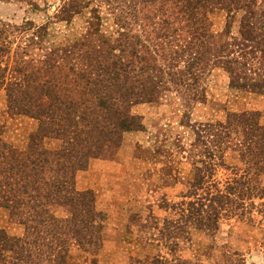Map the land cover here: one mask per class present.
I'll return each instance as SVG.
<instances>
[{
	"label": "rangeland",
	"instance_id": "obj_1",
	"mask_svg": "<svg viewBox=\"0 0 264 264\" xmlns=\"http://www.w3.org/2000/svg\"><path fill=\"white\" fill-rule=\"evenodd\" d=\"M64 2L67 0H0L3 23L45 28L40 43L43 51L35 46L19 48V52L48 60L42 54L48 57L50 50L73 43L90 40L96 46L100 39L115 46L122 37L124 42L141 34L137 6L126 9L122 30L116 24L117 12L109 9L112 1L108 7L104 0H82L78 13L67 21L60 20L57 12ZM243 14L242 9L229 13L221 8L209 13L218 44L228 47L239 38ZM13 37L9 35L11 52L0 57V68L5 67L7 58L10 64L16 58L19 41ZM25 39L39 42L31 35ZM235 45L229 48L243 56L241 62L247 63V68L264 71L263 62L243 54L239 48L243 46ZM4 87L0 88V137L14 151L23 152L38 123L8 111ZM203 87L204 102L185 103L179 93L170 91L155 103L131 106L130 113L140 118L143 129L123 132L118 146L110 145L100 158L82 163L73 180L78 195L50 207L55 224L28 231L33 262L42 261L44 256L36 254L43 251L44 255L53 253L51 264H233L236 252L244 264H264V197L245 199L243 214L219 220L218 228L210 234L198 229L196 220L202 218L195 212L199 211L195 203H207L211 184L222 189L244 171L238 152L221 150L224 145L212 147L210 132L203 126L224 123L230 113L250 111L257 112L264 125V95L231 88L228 74L219 66L206 74ZM43 144L57 150L61 142L45 138ZM196 175L202 180V189L191 187ZM248 180L255 192H264V173L248 174ZM0 229L11 237L26 236L25 226L11 220L4 208H0Z\"/></svg>",
	"mask_w": 264,
	"mask_h": 264
},
{
	"label": "trees",
	"instance_id": "obj_2",
	"mask_svg": "<svg viewBox=\"0 0 264 264\" xmlns=\"http://www.w3.org/2000/svg\"><path fill=\"white\" fill-rule=\"evenodd\" d=\"M81 1L64 2L57 11L60 20L67 21L78 13ZM104 1L108 7L112 1L109 9L117 12L116 24L122 30L126 9L137 6L141 34L124 42L120 37L121 43L115 46L99 39L96 46L84 40L48 49V57L42 54L48 58L45 60L19 52V48L35 46L43 51L44 27L34 28L29 23L17 27L0 20V57L11 52L9 35L19 41L12 64L7 58L5 67L0 68V88L5 86L8 111L38 123L23 152L14 151L0 137V208L26 228L22 238L8 236L0 229V264H51L53 253L38 252L37 256H44L40 263L31 260L28 231L55 224L50 207L78 195L74 174L86 159L100 158L105 148L118 146L123 132L143 129L140 118L130 113L132 105L155 103L170 91L179 93L185 103L204 102V78L214 66L225 70L231 88L264 95V71L247 68V63L241 62L243 56L229 48L243 46L239 47L243 54L264 63V0ZM216 8L244 12L239 38L228 47L218 44L211 30L208 15ZM29 35L39 42H28L25 38ZM258 118L253 111L230 113L224 123L203 126L210 132L211 146L224 145L221 150L238 152L244 168L242 176L232 177L222 189L211 184L206 204L195 203L199 208L195 212L202 218L196 220L198 229L206 233H213L224 217L241 216L245 199L264 197V192H255L248 180V174L264 173V125ZM45 138L59 140L60 148H45ZM211 156L216 157L215 151ZM218 157L221 160L223 154ZM202 185L196 175L191 187L198 190ZM232 255L233 264H244L238 253Z\"/></svg>",
	"mask_w": 264,
	"mask_h": 264
}]
</instances>
